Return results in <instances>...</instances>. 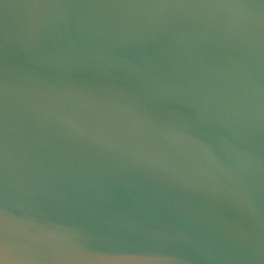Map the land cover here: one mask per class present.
I'll use <instances>...</instances> for the list:
<instances>
[{
	"label": "water",
	"instance_id": "water-1",
	"mask_svg": "<svg viewBox=\"0 0 264 264\" xmlns=\"http://www.w3.org/2000/svg\"><path fill=\"white\" fill-rule=\"evenodd\" d=\"M0 264H264V0H0Z\"/></svg>",
	"mask_w": 264,
	"mask_h": 264
}]
</instances>
